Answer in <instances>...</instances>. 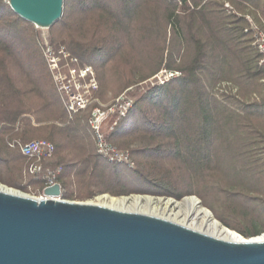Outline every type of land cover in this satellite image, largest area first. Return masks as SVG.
<instances>
[{
  "label": "trees",
  "instance_id": "trees-1",
  "mask_svg": "<svg viewBox=\"0 0 264 264\" xmlns=\"http://www.w3.org/2000/svg\"><path fill=\"white\" fill-rule=\"evenodd\" d=\"M228 1L264 15V0H223V5ZM223 14L218 0H64L62 17L49 27L51 41L64 43L83 64L93 65L100 82L109 61L120 57L129 45L146 46L148 62L154 65L152 74L141 80L162 69L167 50L170 62L164 67L180 70L182 75L155 85L131 110L133 130L150 138L145 147L130 149L131 155L135 161L151 158L161 165L158 173L137 163L134 169L110 163L97 152L88 124L89 111L70 118L62 103L44 56L40 30L15 13L10 0H0V165L12 161L10 143L18 138L6 142L3 130L20 128L18 139L27 142V126L47 123L52 127L49 138L63 132L65 143L58 147L69 145L72 150L67 156L45 162L24 184H16L19 188L39 184L43 194L47 178L61 167L57 181L63 198L153 193L180 199L196 194L229 228L246 236L261 234L263 229L246 231L232 225L220 211L221 207L237 209L257 221L264 220V162L251 149L257 139L264 142L258 129L264 119V65L259 64V54L244 31V15L230 11L236 25L226 27ZM223 27L227 37L221 34ZM239 29L241 48L251 47L256 52L255 56L242 57L239 65L263 86L260 95L255 93L257 100L249 104L234 94L227 98L223 94L226 100L216 97L199 74L208 70L210 59L217 64L225 52L242 55L237 50L239 44L231 43ZM182 49L184 59L177 63ZM215 81L212 78L209 84ZM132 82L126 78L124 86ZM238 104H243L242 112L234 108ZM122 122L112 139L128 149L117 137ZM20 158L26 157L21 154Z\"/></svg>",
  "mask_w": 264,
  "mask_h": 264
},
{
  "label": "water",
  "instance_id": "water-1",
  "mask_svg": "<svg viewBox=\"0 0 264 264\" xmlns=\"http://www.w3.org/2000/svg\"><path fill=\"white\" fill-rule=\"evenodd\" d=\"M10 6L49 28L64 0ZM43 194L0 190V264H264V240L228 241L159 215L58 199L60 183Z\"/></svg>",
  "mask_w": 264,
  "mask_h": 264
},
{
  "label": "rangeland",
  "instance_id": "rangeland-1",
  "mask_svg": "<svg viewBox=\"0 0 264 264\" xmlns=\"http://www.w3.org/2000/svg\"><path fill=\"white\" fill-rule=\"evenodd\" d=\"M218 2L222 5V8H223L224 13H225L222 15V18L224 20L227 19L225 22L226 27L236 25V23H234V21H233L235 18L230 16V11L234 10V12H236L237 16L246 15V13L249 12L248 8H244L243 6H241V7L237 6V5H235L229 1H228V3H230V5L233 9L227 8L225 6V3L223 5V0H218ZM233 5H235L234 6L235 8L233 7ZM154 9L156 11L157 10L159 11L158 7L154 8ZM150 15L151 16L149 18L153 17L152 16L153 13H150ZM226 27H223L224 31H222L221 34L227 37L226 34L228 31L226 30ZM37 28L40 30V36H41L42 42L44 43V46L46 44H52V45L62 44L69 50V48L64 43H61V42L53 43L51 41V33H50L49 28H41V27H37ZM234 34H235V37L234 36H233V38L231 37V43L233 45L239 44V46L238 47L236 46V47H237V50L242 53V55L241 56L236 55L234 57V55H231V54L225 52V54H221L217 64L215 63V60L210 59V61H208V63H207L208 70L199 71V74H201L204 81L209 86L211 94H214L216 97H218L220 99H225V100L227 98L226 96H230V95L234 94L241 101H243V103L249 104V103H252L255 100H257L255 93L257 95H260L263 92V86H262V83L260 82L259 79L251 78L249 76V74L247 73V71L243 70L239 64L241 63L242 57L244 58L246 55H249L251 57L255 56L256 52L251 47H249V49H247V50H244L241 48L240 41L238 38V37H241V35H242L240 29L235 30ZM168 36H169V38L172 39V37H170V32H169ZM168 41H169V39H168ZM245 44L249 45L250 43L247 41V42H245ZM164 56H165V60H164L163 66L161 68H163L165 65H168L170 62V59L167 56V50L165 51ZM184 56H185V54L183 53V49H182L180 55H178L176 57L177 63H179L180 60H183ZM148 61H149L148 49L146 46H143V45H141V47H139V48H136V46H130L129 45L127 49H124L121 51L120 57L112 59L111 61H109L108 65H107V71H105V74H104L105 75L104 80L100 82L98 79V81L100 83V89L97 92L96 96L98 97L100 102L109 103L128 88H131L129 90V94L133 96L135 102L138 98H140L146 92H151V90H153V87H154V85L150 81L151 77L146 79V80H141V79H143L144 76H148V75L152 74V72H153L154 65ZM80 62H81V60H80ZM86 64H88V63H86ZM118 67L120 68V70H118ZM95 70H96V74H97V78H98L97 69L95 68ZM126 78H127V80L132 78L133 82L130 85H127L125 87L124 83L126 81ZM212 78L215 79L216 81H215V83L210 85L209 83H210V80ZM236 88H237V91H234ZM223 94L225 95L226 98H224ZM29 100H31V99H29ZM234 108L238 111H241V112L244 110L243 104L242 105L238 104V105L234 106ZM131 114H132V112H130V114L126 118L122 119L119 122L118 126L124 120L122 122V124H123L122 125V131L117 136L120 139V141H123L128 145L127 147H128L129 151H130V149L131 150L141 149V148L145 147V145H147L150 142V138L148 135L139 134L136 130H133V128L131 127V122H132L131 121L132 120ZM253 123H254L253 125L257 126V123L255 121ZM108 126H109V124L107 125V129H108ZM117 127L115 128V130L111 131V134H110L111 139H112V134L116 131ZM51 128L52 127L47 123H44L42 125L37 124V123H35V124L33 123L32 125L26 127V130H27L26 131V137H27L28 141L33 140V139H48V140L52 141L56 145V152H55L53 159H59L63 156H67L68 154H70V152L72 150L71 146L66 145L65 148L64 147H58L59 145L65 143L64 133L59 132L58 134L53 136L54 137L53 139H50L49 135L52 132ZM258 129H260L261 133L264 134V119L262 120L260 126L258 125ZM21 132L22 131L20 128H12L11 127L9 129L3 130L1 132V136L4 137L6 139V142H7V140H9L11 138H17V137L20 138L22 136ZM117 142H119V141H117ZM256 142L257 143H253V145H251V149H252L253 153L257 157H260L261 160L264 162V142L260 143V142H258V139L256 140ZM9 150H10V153L12 154V156H14V158L12 159V161L10 163H8L4 166L0 165V182L5 184L8 187L15 189V190H19V191H21L27 195L38 198L41 195V193L39 192V187H40L39 184H30L27 187H22V188H19L18 186H16V184H20V183L24 184L25 181L28 179L29 175H27L24 170H25V168L29 162L26 158L25 159L20 158L21 153L18 149L9 147ZM149 159H151V158H149ZM149 159L148 160L145 158L139 159L135 162L137 163V165L141 164L140 166L144 167L147 171H150V172H156L157 171L159 173V171L161 169V165L154 162V160L151 159L152 160L151 161ZM104 195H110V193H98L92 197H87L85 199H81V198L67 199V198H63V197L62 198L64 200H68V201L93 202V203L100 204L101 202H103L105 200L103 197ZM136 195L150 196V197H153L157 201L159 199L163 200L162 202L158 203V206L155 209L146 207L145 209L147 211H154V213H157L159 216L170 217L171 219H173L177 222L186 224L190 227H194L197 229H203V230L208 231L209 228L207 226H205L204 219L198 217L197 215L190 216V217H186L183 214L179 215V214H177L178 208L176 207V205H174V206H170V205L166 206L165 205V202H167L168 200L182 201L186 197L194 196L200 202L201 208H205L209 211L211 210L210 212L212 213L213 219L217 220L220 224L226 226V224H223V222L215 216V213L213 212V210L211 208L207 207L203 203L204 200L196 194L185 195L180 199L169 196V195H158V194H153V193L152 194L132 193L129 195H120V196H115V197H122V196L133 197ZM253 195L259 196V194H257V193H253ZM262 196H264V195H262ZM161 205H163V207ZM220 211L229 223H231L232 225H234V226H236L242 230L254 231L255 229H263L261 231L262 233L264 231V220L257 221V219L252 217L251 214H248L247 212H243V211L237 210V209L234 210V209L227 208V207H225V208L221 207ZM226 227H228V226H226ZM239 233L242 234L241 232H239ZM254 235H258V234H253V235H248V236L244 235V236L249 237V236H254Z\"/></svg>",
  "mask_w": 264,
  "mask_h": 264
},
{
  "label": "built area",
  "instance_id": "built-area-1",
  "mask_svg": "<svg viewBox=\"0 0 264 264\" xmlns=\"http://www.w3.org/2000/svg\"><path fill=\"white\" fill-rule=\"evenodd\" d=\"M225 6L233 9L228 2ZM244 17L247 21L244 31L250 35L251 44L259 54V64L264 65V15L248 12ZM44 55L70 118L81 111H89L88 124L94 135L97 152L110 163L124 164L134 169L136 162L131 152L120 148L110 135L134 108L135 100L129 94L131 88L126 89L111 102L102 103L96 96L100 83L92 65L81 63L80 59L62 44H46ZM181 75L180 70L164 67L155 73L150 81L154 86L164 85ZM234 91H237V88ZM10 147L18 149L27 158L29 162L25 170L27 175L42 170L44 163L52 160L56 152V145L48 139H33L27 142L15 139L11 141ZM61 171L62 168L58 167L50 174L46 187L58 183L57 177ZM39 197L47 198L44 194ZM56 198L61 199L62 196Z\"/></svg>",
  "mask_w": 264,
  "mask_h": 264
},
{
  "label": "bare ground",
  "instance_id": "bare-ground-1",
  "mask_svg": "<svg viewBox=\"0 0 264 264\" xmlns=\"http://www.w3.org/2000/svg\"><path fill=\"white\" fill-rule=\"evenodd\" d=\"M0 190L15 194H25L19 190H15L11 187H8L1 182H0ZM103 197L105 200L100 203L101 205H105L108 207L121 209V210L138 211V212L149 213L154 215H158V214L154 213V211H147L145 208L148 207L155 209L158 206V203L163 201L162 199H159L157 201L153 197L142 196V195H136L133 197L131 196L115 197L111 195H104ZM165 205L166 206L176 205V207L178 208L177 214L179 215L183 214L186 217L197 215L198 217L204 219L205 226H207L209 230L208 231L203 229H199V230L209 233L215 237L228 241H241V240H250V239L264 240V232L256 236L245 237L236 230H233L229 227L220 224L217 220L213 219L212 213L209 210L205 208H201L200 202L194 196L186 197L182 201L168 200L167 202H165ZM161 206L163 207V205ZM165 218L171 219L170 217H165Z\"/></svg>",
  "mask_w": 264,
  "mask_h": 264
},
{
  "label": "crops",
  "instance_id": "crops-1",
  "mask_svg": "<svg viewBox=\"0 0 264 264\" xmlns=\"http://www.w3.org/2000/svg\"><path fill=\"white\" fill-rule=\"evenodd\" d=\"M263 10H264V8H263ZM34 124H35V122H34Z\"/></svg>",
  "mask_w": 264,
  "mask_h": 264
}]
</instances>
